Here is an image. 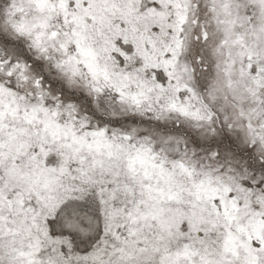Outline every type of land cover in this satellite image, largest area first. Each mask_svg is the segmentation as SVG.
<instances>
[{"label":"snow or ice","instance_id":"6c2138e0","mask_svg":"<svg viewBox=\"0 0 264 264\" xmlns=\"http://www.w3.org/2000/svg\"><path fill=\"white\" fill-rule=\"evenodd\" d=\"M0 264H264V0H0Z\"/></svg>","mask_w":264,"mask_h":264}]
</instances>
